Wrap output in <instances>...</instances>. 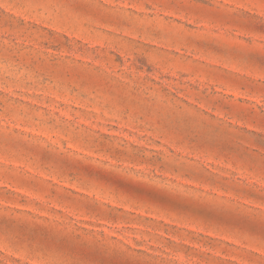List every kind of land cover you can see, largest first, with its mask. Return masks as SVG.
Returning a JSON list of instances; mask_svg holds the SVG:
<instances>
[{"label":"rangeland","instance_id":"rangeland-1","mask_svg":"<svg viewBox=\"0 0 264 264\" xmlns=\"http://www.w3.org/2000/svg\"><path fill=\"white\" fill-rule=\"evenodd\" d=\"M0 264H264V0H0Z\"/></svg>","mask_w":264,"mask_h":264}]
</instances>
